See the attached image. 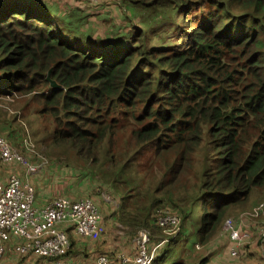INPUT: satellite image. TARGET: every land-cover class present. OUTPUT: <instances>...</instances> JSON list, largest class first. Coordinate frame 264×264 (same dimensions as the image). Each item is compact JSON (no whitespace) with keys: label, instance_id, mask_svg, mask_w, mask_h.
<instances>
[{"label":"trees","instance_id":"16d2710c","mask_svg":"<svg viewBox=\"0 0 264 264\" xmlns=\"http://www.w3.org/2000/svg\"><path fill=\"white\" fill-rule=\"evenodd\" d=\"M52 1L0 0V100L28 96L32 114L53 125L50 141L67 142L78 157L97 165L96 176L108 189L129 191L132 185L136 193L121 194L117 209L119 220L131 226L129 240L139 230L150 239L159 235L158 210L166 208L178 216L179 230L195 229L197 242L204 243L229 208L243 206L264 185V0ZM138 2L151 3L147 7L155 11L162 7L163 18L182 6L187 45L169 50L153 40L156 34H129V26L94 35L91 22L105 23L104 15L113 12L126 23L129 5ZM193 8L201 12L196 25ZM89 11L97 15L91 22ZM122 129L130 136L123 133L127 141L119 145L115 135ZM182 135L205 145L211 162L191 187H175L188 169L178 166L168 170L174 173L170 180L143 191L129 153L150 145L154 166ZM107 146L118 152L111 169L99 160ZM230 219L237 230L260 229ZM224 233L229 237V230ZM255 242L264 245L258 237Z\"/></svg>","mask_w":264,"mask_h":264},{"label":"rangeland","instance_id":"374dc122","mask_svg":"<svg viewBox=\"0 0 264 264\" xmlns=\"http://www.w3.org/2000/svg\"><path fill=\"white\" fill-rule=\"evenodd\" d=\"M55 1H59L61 4L66 5L74 3L75 6H84L90 4L87 2V0H54L52 3H56ZM208 1L209 0H206L205 3L207 4ZM150 4L151 3L149 2H138L134 5V7L129 5V17L126 18V23L123 15L116 16L112 14L113 12H109L107 15H104L105 23L100 21H98V23L93 21L92 23L90 19L92 17H96L97 15H93L91 11H89L87 13H89L88 15L91 17H88V20L97 28L96 29L94 27L92 32H94V35H100L101 33H97V31L101 32V28L115 29L122 26H127L124 28L126 31L129 26V34H135L137 30H146L149 35L156 34L153 40L157 44L167 45V49L169 50H181L187 45L186 39L183 38V35L186 32L185 30L187 29V26H185L186 22L185 19L179 15L180 12L184 11L183 7L178 6L176 10L172 11L171 13L168 12L167 16L163 18L158 16L160 15L159 12L163 11V8L161 7V9L155 11L154 8L147 7ZM104 5L109 6L107 3H104ZM166 9L169 10V7L166 6ZM191 12L192 24L196 25L197 21L201 20L199 17L201 12L197 8H193ZM98 18H100V16L97 17V20ZM179 31H182L181 35H179ZM102 35L103 34H101V36ZM27 97H16V101L14 102L9 98H2L0 100V130L11 133L17 130L18 132L16 136H12L13 143L10 140L12 143L11 145L25 156L28 153L26 147H30L35 152V154L40 157L39 160L44 159L48 162L49 160L54 161L60 159L64 164L71 168L79 170L85 169L88 171L91 170L94 174L100 176L101 173L98 170V166L92 165L88 161L78 157L70 144L67 142L57 144L50 141L49 133L53 128L52 123L48 121V119L44 120L42 116L32 114L31 109L34 108V104L30 105V101L28 102ZM24 105H27L28 107L26 106L27 108L25 109L23 108ZM128 132L130 136V131L128 129H122L115 135L118 144L120 143L122 145L127 141L124 140L123 133L126 136L128 135ZM206 151L207 149L205 145H196L194 143L192 135H182L181 138L178 139V142L173 149H171L167 154H163V152H161L158 155V159H156V163H154L156 165L150 166L149 164L153 159V148L149 145L146 148L141 147L133 154L129 153V167H132L136 170L134 171V177H136L135 183H141L142 190L144 191L149 183L159 181L167 182L173 177V171L178 166H185L188 168L187 171H185V174L181 177V179H177V183L175 185V187L180 189L182 182L186 184V187H189L190 185L192 186V184L196 182L202 167L205 164L211 162L210 159L207 158L209 155ZM29 154L31 155L33 152H29ZM115 154H118L115 148L109 146L103 148V151L99 155L100 162L104 164L103 168L109 167L111 169V159H118ZM36 158L38 159V157ZM30 160L35 161L36 159L33 158ZM166 162L167 164L164 165ZM149 166L151 170L147 169ZM170 168L173 169L171 173L168 171ZM159 169L161 172L157 174ZM154 174H156L157 177H154ZM132 180V176L130 175L129 182ZM102 182L104 184H109L108 182ZM131 187L132 185H129V191L123 189L122 186L120 190L117 188H115V190L118 192L119 196L122 197V195H126V193H136V191L130 190ZM97 188H99V186ZM102 191H104L107 195L105 190ZM173 194L177 196L176 192ZM188 194H190V192ZM196 208L199 209V205H197ZM119 217L120 215L118 213L113 219H110V221L108 220L106 224L105 220L103 221L101 215V222H103L105 232L109 234L110 237L116 236V239H126V241L129 243L130 260L134 251L133 247L136 235L131 237V240H129L131 226H129V222L124 223L123 221H120ZM227 217L238 221L247 220L253 224L256 223L257 225L264 226V185L254 189L251 196L243 206L229 208L222 217L219 225L215 228L214 232L210 236L206 237L204 243L200 244L197 242L198 235L195 229L185 233L183 228H180L179 230V226L177 229L174 228L170 231L162 229L161 233L157 236L150 233L152 236V242L150 241L151 244L155 245L156 243L161 242L157 247V250H155V259L152 264H187L191 255L194 257L206 255L207 249L204 250V247H208L210 242L220 238L227 239V236L222 228V223ZM228 238H230L232 242L236 241L230 236ZM193 242H197L196 244H199L200 249H203L196 250L195 247H193L195 246ZM254 243L256 242L253 241L252 244ZM242 251L247 254V249L244 246L242 247ZM247 255L249 256V254ZM41 258H45L46 260H49L51 263H53L54 257L44 256Z\"/></svg>","mask_w":264,"mask_h":264},{"label":"built area","instance_id":"2783aa9c","mask_svg":"<svg viewBox=\"0 0 264 264\" xmlns=\"http://www.w3.org/2000/svg\"><path fill=\"white\" fill-rule=\"evenodd\" d=\"M87 2L95 4L99 0ZM26 148L28 153L25 156L0 136V162L20 164L26 174H35L47 161L39 160L40 157L30 147ZM33 158L38 163L30 160ZM158 213L157 223L160 228L168 231L178 228L179 218L176 214L166 208L159 209ZM101 220L98 207L87 197L70 199L56 195L47 203L36 206L34 186L28 181L23 183L21 178L12 174L6 182H0V261L11 242V248L17 255L52 256L53 264H73L63 258L71 242L61 226L70 225L78 236L93 238L98 234ZM224 225L229 230V236L236 240V245L250 240V231L235 229L230 218L225 219ZM258 238L264 242V228L259 229ZM150 241L146 230L137 232L132 264H151L154 251L161 242L153 245ZM123 260L129 264L125 257ZM82 264H108V260L105 256H97L93 262Z\"/></svg>","mask_w":264,"mask_h":264},{"label":"crops","instance_id":"0c3cea01","mask_svg":"<svg viewBox=\"0 0 264 264\" xmlns=\"http://www.w3.org/2000/svg\"><path fill=\"white\" fill-rule=\"evenodd\" d=\"M58 6L63 5L58 4ZM50 7L54 8V6ZM17 134V130L12 133L0 130V136H3L9 144L13 143L12 136ZM12 174L19 176L23 183L28 181L34 186L36 206L47 203L56 195H64L70 199L87 197L96 204L106 224L108 220L110 221L118 214L119 194L112 188L108 189L107 184L97 178L96 174L91 170L71 168L59 159L49 160L35 174L26 175L24 168L20 164H3L0 162V182H6ZM97 185L99 188H97ZM102 190H105L107 195ZM103 226L104 224L101 222L98 234L93 238L80 237L72 228L65 225L61 226L71 240L69 253L64 259L74 264H82L93 262L99 254H106L109 258V264H127L122 257H125L129 262V243L123 238L110 237ZM258 226L259 228L263 227L256 223L253 225L254 228H258ZM222 228L223 231L226 230L224 221ZM251 233L253 239L240 245H236L228 237L227 239H216L210 242L208 247H204V250L207 249L206 255L200 257L191 255L187 264H264V245L252 244L253 241H257L258 231H251ZM196 243H193L195 245L193 247L196 250H202L203 248L200 249L199 244ZM11 244L13 245L11 242L8 243L0 264H53L51 261L34 254L21 257L13 252ZM243 246L247 249L249 256L242 251ZM131 257L134 258V251ZM154 259L155 256L151 264Z\"/></svg>","mask_w":264,"mask_h":264},{"label":"bare ground","instance_id":"6f19581e","mask_svg":"<svg viewBox=\"0 0 264 264\" xmlns=\"http://www.w3.org/2000/svg\"><path fill=\"white\" fill-rule=\"evenodd\" d=\"M34 162H36V163H38V160H35ZM41 166V165H40ZM23 167V166H22ZM42 167V166H41ZM41 167H39V168H41ZM24 168V167H23ZM24 173L26 174V171H25V168H24ZM26 175H28V174H26ZM19 177V176H18ZM20 178V177H19ZM81 198H85V197H81ZM99 256H105L106 258H107V260H108V263H109V258L106 256V255H99ZM122 259H123V257H122ZM67 260V259H66ZM69 261V260H68ZM70 262V261H69ZM134 262V258H131L130 260H129V264H132ZM72 263V262H71ZM74 264V263H73Z\"/></svg>","mask_w":264,"mask_h":264},{"label":"water","instance_id":"95a60500","mask_svg":"<svg viewBox=\"0 0 264 264\" xmlns=\"http://www.w3.org/2000/svg\"><path fill=\"white\" fill-rule=\"evenodd\" d=\"M47 78H48V76H47ZM51 85H52V86H55V83L52 81V82H51Z\"/></svg>","mask_w":264,"mask_h":264}]
</instances>
